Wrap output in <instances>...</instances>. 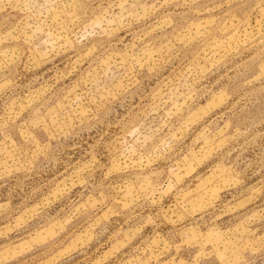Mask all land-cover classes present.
<instances>
[{
	"label": "rangeland",
	"instance_id": "374dc122",
	"mask_svg": "<svg viewBox=\"0 0 264 264\" xmlns=\"http://www.w3.org/2000/svg\"><path fill=\"white\" fill-rule=\"evenodd\" d=\"M0 264H264V0H0Z\"/></svg>",
	"mask_w": 264,
	"mask_h": 264
}]
</instances>
